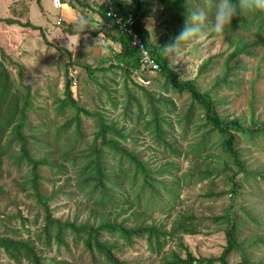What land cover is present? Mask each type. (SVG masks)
Wrapping results in <instances>:
<instances>
[{
  "label": "rangeland",
  "instance_id": "obj_1",
  "mask_svg": "<svg viewBox=\"0 0 264 264\" xmlns=\"http://www.w3.org/2000/svg\"><path fill=\"white\" fill-rule=\"evenodd\" d=\"M69 1L72 3V0ZM108 1L85 0L83 5L89 6L86 8L89 15L91 9L98 11L99 15L101 7ZM75 3L78 4L79 0ZM60 11L53 8L50 0H15L12 3L0 0V18L13 20L11 24L0 21V48L9 55L10 60L6 59V64L13 78L17 82L30 84L33 90L34 108L29 111L23 128L28 137L31 155L41 158L47 152H57L64 156L71 152L84 156L92 144L93 132L96 130L93 116L81 113L79 122H75L66 131H58L62 123L75 116V110L68 105L63 114L58 113L60 101H64L67 96L66 79L70 77V89L77 103L91 113H103L108 119L115 120L119 126L125 125L126 132H132L135 143L131 142L130 137L120 141L127 148L138 152L142 160L154 170L149 180H161L162 183L153 182L157 192L143 188V177H136L132 169L124 173L127 162L119 165L111 153L105 152V168L114 176V184L106 186L114 192L117 200L112 208L103 210L101 206L94 204L95 200L86 195V189L77 190L75 172L84 164V160L64 162L66 167H56L53 172L42 165L39 169V191L43 200L48 199L51 215L61 220L75 221L77 224L83 221L90 224L98 222L103 216L123 222L126 226L156 224L167 231L173 229L181 215H194L197 233L174 232L159 255L150 252L143 238H135L132 245H125L115 236L101 232L102 238L108 241L117 240L119 244L113 252L124 264H164L161 257H170L172 252L185 256L183 246L196 257L219 256L226 244V226L215 222L214 217L229 209L237 220L236 239L243 243V252L251 261L248 264H264V139L258 133L254 134V138L251 137L253 140L236 133L235 148L252 175L242 181L243 187L234 196L228 193L219 195V192L229 188L226 182L236 166L229 159L227 166L232 171H221V167L218 170L213 168L215 171L210 177L201 179L198 169H204L206 164L216 166L215 162L220 161L218 154L222 149L218 141L213 143L217 139V135L213 133L210 140L205 139L208 144L204 145L201 152H192L191 144L200 140L209 126L203 125L204 115L198 108L188 118L187 125L178 122L191 103L190 95L166 93L175 102L177 113L164 112L163 115L168 116L167 119L172 123L168 127L161 121V126L166 131L164 138L169 144L179 148L180 154L176 155L168 151L155 138L156 135L144 127V120L136 122L132 112L138 104L147 107V102L138 93H133L136 88L131 80H127V85L133 94L127 96L123 87L125 77L120 69L113 67L105 72L96 71L95 79L88 77L85 65L98 68L101 65L109 66L111 60L116 62L113 56L119 52L121 46L111 36L116 35L117 30L113 27L107 28L106 22L105 25L103 23L107 20L104 19L98 22L103 29H93L86 35L81 34L86 33L87 29L84 28L79 33L69 31L62 20L60 24L57 23ZM156 13L157 10H154L152 16L144 18L145 27L150 31V40L153 42H159L165 34V30L157 27L161 18L158 19ZM28 20L33 26H19L17 23ZM38 26L43 28L51 45L43 39ZM167 36L174 42L175 37L170 34ZM239 37L251 42V53L236 54L231 61L235 69L227 79L230 83L221 82L216 86V81L224 76L223 62L235 47L229 40ZM169 53L171 65L181 78L194 79L201 91H209L219 100L217 110L221 115L229 118L240 117L245 126L251 125L252 121L264 123V44L257 37L240 29L233 34L217 37H211L206 32L198 39L179 42V47ZM2 56L0 50V57ZM206 60L207 67L201 71L200 67ZM17 64L24 67L22 79L19 78ZM132 78L138 80L139 76L133 75ZM156 81L161 82L162 79ZM148 89L154 90L156 96L160 92L155 81ZM132 95L139 98L141 103L130 98ZM125 105L129 106L126 112L130 110L126 120L122 116ZM149 117L150 115H146L147 119ZM75 125H79L78 136H73ZM16 150L17 147L13 146L2 161L3 175L0 185L5 194L0 196V238L13 235L32 240L35 252L41 256L42 264H62L58 262L66 259L68 264H108L103 255L96 251L90 252L83 242L75 243L71 236H66L67 245L59 247L53 238L46 241L44 234L39 240L36 239L35 232L39 233L43 226L44 210L37 203L33 190L24 188V180L30 176L27 162L21 160L20 164H16L17 161L9 158ZM57 153L50 155V162L55 157L62 160ZM242 176L241 172L237 175L239 181ZM141 192L140 199L136 200L135 196ZM232 198L234 204L231 206ZM18 211H21L26 220L11 217ZM247 212L253 219L247 216ZM239 260L240 252H232L227 264H237ZM0 262L31 264L26 259L16 262L3 249H0ZM213 264L219 263L214 261Z\"/></svg>",
  "mask_w": 264,
  "mask_h": 264
},
{
  "label": "trees",
  "instance_id": "obj_2",
  "mask_svg": "<svg viewBox=\"0 0 264 264\" xmlns=\"http://www.w3.org/2000/svg\"><path fill=\"white\" fill-rule=\"evenodd\" d=\"M79 2L82 1L79 0ZM214 4L215 0H129V2L127 0H109L103 4L104 7H101L102 10L100 11V14L102 17L105 20L111 21L113 23V28L117 30L118 28L114 24L115 16H107V12L112 9L116 16L122 18L131 16L134 21V29L142 37L146 48L157 61L159 68L154 72L143 73V77L150 78L151 81L149 85H144L138 80L132 78L133 75L137 76L139 73H141L142 76V72H140V56L137 49L132 46L130 36L117 30L116 35L111 36V39L119 42L121 46L119 52L113 56L116 62L111 60L109 66L101 65L98 68L85 65V69L90 79L96 78V71L105 72L113 67L120 69L125 77L123 87L127 96L133 93H138V95H140V97L142 96L147 102V107L138 104L135 111L132 112L133 115L135 114L136 122L144 120V127H146L151 133H154L156 135L155 138L158 141H161L168 151L176 155L180 154L179 148L169 144L164 138L163 134L166 131L163 130L161 126V121L166 123L168 127H170L172 123L167 119L168 116L163 115L164 112L167 111L172 114L177 113L175 102L172 100L171 96L166 93H188L191 98V103L188 109L184 111L181 120H178V122H183L184 125H187L188 118L190 119L195 111L194 109L198 108L204 115L203 125L209 126V128L202 133L201 139L191 144L192 152H201L204 145L208 144L205 139L207 138L210 140V136L213 133L217 135V139L213 141V143L218 141L222 149V152L218 154L220 161L215 162L216 166L206 164L204 169H198L200 177L201 179L210 177L213 171H215L213 168L218 170V168L221 167V171H232V169L227 166V161L231 159L232 163L236 166V169L235 171H232V174L226 182V184L229 185V188L218 194L228 193L231 196H234L238 190L243 187L242 181L245 180L246 177H251L252 175V172L246 167L245 160L242 158L241 154L239 156V151L235 148L237 140L236 133L238 132L243 137H248V140H253L254 134L258 133L264 139V123L258 124L252 121L251 125L245 126L240 117L229 118V116L221 115L217 110L219 100L214 98L211 92L201 91L194 79L181 78L179 72L171 65L169 51H165L163 48L166 45L174 43L167 35L170 34L173 37H176L178 32L180 33L182 31L187 19L189 8L206 7L209 10V16L211 17ZM154 10H157L155 16L158 19L161 18L157 27L165 30V34L161 36L159 42H153L150 40V31L145 27L144 23V18L152 16ZM0 21H4L8 24L13 23L12 19L0 18ZM17 23L19 26H33L29 20L26 22L17 21ZM34 28L36 27L34 26ZM38 28L40 29L41 35L46 43L51 45L43 28L41 26H38ZM238 29L249 32L251 36L257 37L261 43L264 44V13L257 12L248 15L247 18L242 15L235 16L232 19L230 28L222 34H216L208 30L204 33L207 32L211 37H217L228 35V33L233 34ZM201 36L197 37V39ZM229 42L231 45L234 44L235 47L233 52L223 62L225 66L224 76L221 80L216 81V86L221 82H228L227 79L231 77L233 70L235 69V66L231 61L236 54L251 53V50L249 49L252 46L251 42H246L242 37L235 40L230 39ZM0 50L3 55L0 57V178L3 175L2 161L4 157L13 146L17 147L16 152L11 154L9 158L17 161L16 164H20L21 160L27 162L26 166L30 167L28 170L30 171V176L28 179L24 180V188L26 187L27 190H33V195L37 197V203H39L44 210L43 226L39 233L35 232L37 240H39L44 234L46 241L47 239L51 240L53 238L56 241V245L59 247L60 245H67L65 240L66 236H71L75 243L83 242L90 252L96 251L100 255H103L106 263L124 264V262L120 261L113 252L117 247V244H119L116 239L122 240V243L125 245H132L135 238H143L146 241L150 252L159 255L164 249L169 237L172 236L174 232L179 231L182 234L197 233L193 220L195 216L189 214L181 215L171 231H167L163 229L162 226L156 224L140 223L138 226H126L123 222H116L113 219L110 220V218L103 216L100 217L101 219L98 220V222H92L91 224L88 221L79 222L77 224L75 221L61 220L53 217L47 203L48 199L43 200L39 191V180L41 178L39 169L42 165L53 172V169L56 167H66L64 162L71 161L73 163L75 160H84V164L75 172L77 190L82 191V189H86V195L91 200H95L94 204L101 206L103 210L112 208L117 200L114 192L106 186V184H114V176L112 172H109L105 168V152L111 153L112 156L116 158L119 165H121L122 162H127V167L124 170V173L128 169H132L136 177L137 175L143 177V188H148L150 191L157 192V190L154 189L153 182L162 183V181H150L151 173L154 170L142 160L138 152H134L133 149L127 148L120 141V139L125 140L130 137L131 142L135 143V140L131 135L132 132H126L125 125L119 126L115 120L108 119L103 113L98 111L91 113L77 103V100L74 99L71 92L72 90L70 89L72 88L70 77L66 79L65 93L67 96L64 101H60L61 104L59 103L58 105V113L63 114L65 111L64 108L68 105L75 110V116L71 120L62 123L58 127V131H66L70 129L75 122L81 120L80 114L84 113L85 115L95 117L96 120V130L93 132L92 136L93 142L84 156L72 154L71 152L66 153L65 156L57 152H47L44 157H33L30 153L28 137L23 132L26 117L29 111L34 108L32 86L30 84H23L22 81L17 82L13 78L6 64V59H9V55L6 54L3 49L0 48ZM207 63L208 60H206V63L200 67L201 71L206 69ZM17 65L19 67V78L22 79L24 67L20 64ZM159 79H162V81H156ZM127 80H131L132 84H134L133 86L136 88V91H133V93L127 85ZM154 81L158 83L160 88L158 96H156L154 90L148 89L149 86L153 85ZM135 97V95L130 96V98ZM135 99L139 103L140 99ZM128 108L129 106L125 105L122 111V116L125 120L127 119V113L130 112V110L126 112ZM146 115H150V117L147 119ZM59 134L60 133L58 132V137ZM78 135H80L79 125H75L73 136ZM54 146L56 147L57 145ZM52 153H54V155H56V153L61 155L60 158H62V160H59V157H55L52 162H50L49 157ZM240 172L243 173V176L240 179L241 181H239V178L237 177ZM164 189H166V187H164ZM142 193L143 192L137 194L135 199L139 200ZM4 194V189L0 185V196ZM210 194L212 195V193ZM231 200L232 206L234 204V199L232 198ZM246 214L249 218L253 219L249 212ZM11 217H18L26 220L22 216L21 211L12 214ZM214 221L223 223L226 226V244L219 256L196 257L187 250V247L183 246V249L186 251L185 256L172 252L170 257H161L164 264H213L214 261H217L219 264H227L229 255L236 251L240 252V260L237 264H248L251 262L248 255L243 252L244 248L242 241L236 239L235 221L237 220L236 218H233L229 209H227L224 214L215 216ZM102 231L115 236L116 239L108 241L102 238ZM259 239L262 241L261 238ZM180 245L183 244L180 242ZM0 249H3L9 258L16 262H21L22 259H26L31 264H42L41 256L35 252L33 241L30 239L5 235L0 238ZM58 263L68 264L69 262L66 259L60 260ZM0 264L2 263L0 262Z\"/></svg>",
  "mask_w": 264,
  "mask_h": 264
},
{
  "label": "clouds",
  "instance_id": "obj_3",
  "mask_svg": "<svg viewBox=\"0 0 264 264\" xmlns=\"http://www.w3.org/2000/svg\"><path fill=\"white\" fill-rule=\"evenodd\" d=\"M257 12L264 13V0H215L214 9L209 16L206 7L189 8L182 31L175 37L174 43L166 45L165 51L177 49L179 42L194 40L208 30L216 34L225 33L231 26L233 17ZM91 22L85 18L75 22V30H81Z\"/></svg>",
  "mask_w": 264,
  "mask_h": 264
},
{
  "label": "built area",
  "instance_id": "obj_4",
  "mask_svg": "<svg viewBox=\"0 0 264 264\" xmlns=\"http://www.w3.org/2000/svg\"><path fill=\"white\" fill-rule=\"evenodd\" d=\"M51 4L55 9H61L63 6V0H51ZM107 16H115V25L117 26V30L123 34H127L131 38V44L134 48L137 49L139 56H140V72L138 81L144 85L150 84L149 77H143V73L147 72H154L156 71L159 66L157 61L152 57L149 50L146 48L145 42L143 41L142 37L138 34V32L134 29V21L131 16L127 18H122L120 16H116L112 9L107 12ZM61 19L57 21L60 24ZM106 27L110 28L113 27V23L109 20L105 21Z\"/></svg>",
  "mask_w": 264,
  "mask_h": 264
},
{
  "label": "crops",
  "instance_id": "obj_5",
  "mask_svg": "<svg viewBox=\"0 0 264 264\" xmlns=\"http://www.w3.org/2000/svg\"><path fill=\"white\" fill-rule=\"evenodd\" d=\"M14 1L15 0H8V3H12ZM81 1L82 2H79L78 4H76L75 2H77V0H74V1L72 0V3L69 0H66V1L63 0V6L60 9L61 11L59 12L57 18L62 20V22L65 24L68 30H74V31H76L75 22L82 21L85 18H87L91 23L84 27V29H87L86 33L84 34L81 33L82 35H86L87 33H90L91 30L100 28L101 25L100 23L98 24V22L104 20V18L102 17V15L97 14L98 11L93 10V9H91L90 15H89L88 10L86 9L89 6L83 5L84 3H86L85 0H81ZM103 23L105 25V21ZM100 29H103V28L101 27Z\"/></svg>",
  "mask_w": 264,
  "mask_h": 264
}]
</instances>
